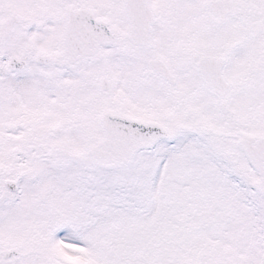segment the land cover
Listing matches in <instances>:
<instances>
[{
	"label": "snow or ice",
	"instance_id": "1",
	"mask_svg": "<svg viewBox=\"0 0 264 264\" xmlns=\"http://www.w3.org/2000/svg\"><path fill=\"white\" fill-rule=\"evenodd\" d=\"M0 264H264V0H0Z\"/></svg>",
	"mask_w": 264,
	"mask_h": 264
}]
</instances>
